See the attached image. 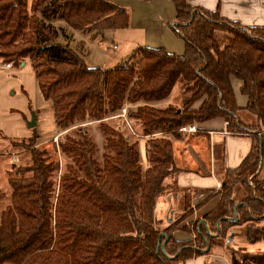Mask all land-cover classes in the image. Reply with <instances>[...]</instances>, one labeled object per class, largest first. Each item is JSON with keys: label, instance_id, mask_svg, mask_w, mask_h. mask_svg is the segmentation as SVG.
Instances as JSON below:
<instances>
[{"label": "trees", "instance_id": "1", "mask_svg": "<svg viewBox=\"0 0 264 264\" xmlns=\"http://www.w3.org/2000/svg\"><path fill=\"white\" fill-rule=\"evenodd\" d=\"M172 1L174 29L186 42L185 53L139 47L122 64L104 70L87 66L83 45L73 48L66 29H126V9L110 0H0V60L14 65L31 60L41 93L53 104L61 150L72 160L55 204L59 165L37 148L36 134L30 139L31 161L12 165L11 202L0 210V264H177L212 251L236 226L246 227L249 243H264V26L243 28L187 0ZM217 31L232 37L218 41ZM232 78L241 82L256 126L238 124ZM178 85L184 90L182 106L154 107ZM128 106H133L130 126L116 117ZM221 117L232 132L254 135L253 148L240 167L224 172L220 202L202 217L205 224L193 223L195 238L181 242L174 233L193 209L184 208L163 231L156 223L157 200L175 172L173 142L148 141L145 169L132 125L141 126L142 136L177 135L182 127ZM91 123L104 137L102 159ZM121 123L127 135L117 128ZM236 184L244 187L241 200L234 197ZM3 198L0 191V202ZM159 244L164 251L157 254ZM234 255L232 264H264V253Z\"/></svg>", "mask_w": 264, "mask_h": 264}, {"label": "rangeland", "instance_id": "2", "mask_svg": "<svg viewBox=\"0 0 264 264\" xmlns=\"http://www.w3.org/2000/svg\"><path fill=\"white\" fill-rule=\"evenodd\" d=\"M158 1L162 0H128L125 3L126 7L122 8L129 12L130 20L132 18L131 7L135 8L140 15L144 26L150 31L156 32L158 37L157 39L161 44L167 45V47H173L174 49L176 48V44H184L186 46L185 40L175 31L174 26H170L169 24L172 21V19H169L171 9L173 10V13L175 12L176 16V7L174 2L169 0V3L160 2V4H149L150 2ZM130 24L131 22L129 23L128 28L116 31L106 30L83 32L72 31L69 28L66 29L68 35L67 38H71V44L73 48H77L79 44L83 45L85 62L87 66L101 67L104 70H108L125 62L137 48L147 46V42L143 35L145 31L138 28H132L130 30ZM70 34L72 36H70ZM224 37H232V35L228 32H215V38L218 41ZM61 41H64L63 37H61ZM151 42L154 44V46H157L155 40ZM114 45H117L118 49L115 48ZM154 49H164L169 52L163 47ZM169 53L179 56L184 54H176L175 52ZM183 97V85H178L177 95L175 96L176 99L172 101L173 104L171 105L175 107L182 106L181 100ZM196 105H198V103ZM154 107L161 109L156 105ZM131 108H133V106H128L126 108L127 114L128 110ZM121 113L122 112H120L118 116L116 115V117L120 118ZM127 114L126 119L128 120ZM238 115L244 122H248L250 118L255 119L256 117L254 114L244 109H241ZM33 116L36 117L37 124L35 127L30 128L29 123L32 122ZM121 119L128 125V122L125 118L121 117ZM88 127L91 129L92 134L97 142L99 153L102 159L104 151V137L100 131L99 125L91 123ZM132 127L136 133H138L136 134L133 130H131L133 133L132 137L139 143L138 149L140 152V163L146 169L148 166H150L148 160L151 146L148 144V141L154 138H163L164 136H156L162 132L150 136H142L139 135V129H141V126L138 123L133 124ZM117 128L124 134H126V130H128L125 127L123 128L122 123ZM59 132L60 129L55 120L53 104L51 101H48L43 97L39 88L38 80L33 70L31 60L27 59L20 65L12 64L10 69L4 71L0 70V147L1 153L5 156L4 159L6 160V175L2 180H0V191L4 195V198L0 202V210L4 209L11 202L12 188L9 184L10 171L12 168L11 163L16 165H26L30 163L31 151L29 149L30 146L28 145H30L29 141L35 134L38 137L35 142L37 144V148L39 150H45L47 155L50 157V160L55 161L59 165L53 177L56 189L54 203H57L59 189L62 184V176L65 171V165L66 163H72V160L61 150L60 142L62 139V134H59ZM145 139L148 140L146 160L142 155L140 144L142 140ZM1 167L2 163H0V172ZM260 176L261 178L264 176V163ZM251 185L253 184L251 183ZM219 188H221V186ZM167 189L169 190V188ZM178 192L180 193V190H178ZM243 192L244 187L242 184H236L234 189V197L237 200H241L244 196ZM164 195H166V192ZM243 227L246 229L245 226ZM165 228L167 227H159V230L163 231ZM228 239L229 237L218 241L219 243L214 246L212 251H203L204 254L200 257L205 258V264H213L212 261H215L214 264H228L226 263L227 261L229 264H232L233 258L235 256L234 253H237V255L244 252L250 254L264 253V243L251 244L247 239L239 238L237 241H235V243H233L234 248L229 249L226 246L227 242L229 241ZM216 257L223 260L216 261Z\"/></svg>", "mask_w": 264, "mask_h": 264}, {"label": "crops", "instance_id": "3", "mask_svg": "<svg viewBox=\"0 0 264 264\" xmlns=\"http://www.w3.org/2000/svg\"><path fill=\"white\" fill-rule=\"evenodd\" d=\"M110 1L124 8L126 7L125 3L128 0ZM187 1L189 5L195 8L212 13L218 12L221 18L232 23H238L243 28L264 26V0ZM160 2L169 3V0L150 2L149 4H160ZM131 9L132 18L130 20V30L132 28H138L145 31L143 35L147 42L146 47H163L172 53H184L186 47L184 44H176L175 49L161 44L157 39L156 32L150 31L145 27L137 10L132 7ZM174 16L175 12L173 13V10L171 9L169 19H172V21L169 23L170 26H174L175 24L174 18L176 16ZM154 40L156 41L157 46H154L151 42ZM114 47L118 49L117 45H114ZM232 85L238 107L240 110H246L248 99L241 92V82L236 78H232ZM177 87L178 86H176L168 99L158 102L155 105L161 109H165L167 106L173 104L172 101L176 99L175 96L177 95ZM237 121L241 129H244L245 126H256L258 124L257 117H255V119L250 118L248 122H244L238 115ZM226 122L227 121L221 117L197 124L198 132L195 133L178 132L177 135L164 133V137L169 138L173 142V166L175 172L166 180L167 188H169V190H166V195L158 198L156 206V223L159 227H168L184 214V208L190 207L193 209V214L183 220L174 233V237L178 241L185 242L195 238L192 228L193 223L197 221V219H200L199 225L203 223L205 224L202 217L206 213L214 210L220 202V188L218 184H220V179L224 172L226 170L240 167L252 151L254 135L248 132L243 134L236 132L235 134H225ZM147 141L148 140L145 139L140 143L142 155L145 160ZM4 157L5 156L1 153L0 147V163H2L0 180L6 175V160ZM13 164L14 163H11V165ZM178 190H180V193ZM187 193H189V196L187 202H184V197ZM187 225L191 226L190 231L185 229V226ZM244 232L245 228L243 226L233 227L230 230L232 238L230 237L228 244H226L227 248H234L233 243L239 238L246 239ZM215 260L221 261L223 259L216 257ZM212 262L213 264L215 263V261ZM226 263L229 264L228 261ZM179 264H205V258L199 257Z\"/></svg>", "mask_w": 264, "mask_h": 264}, {"label": "built area", "instance_id": "4", "mask_svg": "<svg viewBox=\"0 0 264 264\" xmlns=\"http://www.w3.org/2000/svg\"><path fill=\"white\" fill-rule=\"evenodd\" d=\"M116 48V47H115ZM12 67V64L10 63H2L1 60H0V70L1 71H4V70H7V69H10ZM121 117L125 118L126 119V114H127V109L124 108L122 111H121ZM126 121L128 122V120L126 119ZM129 123V122H128ZM179 132H182V133H195V132H198V128L196 125H189V126H185V127H182ZM225 134H235V133H232L230 130H229V122H226L225 123ZM164 133H160L156 136H164L163 135ZM218 186L220 187L221 184H218Z\"/></svg>", "mask_w": 264, "mask_h": 264}, {"label": "water", "instance_id": "5", "mask_svg": "<svg viewBox=\"0 0 264 264\" xmlns=\"http://www.w3.org/2000/svg\"><path fill=\"white\" fill-rule=\"evenodd\" d=\"M36 117L35 116H33V119H32V122H30L29 123V127L30 128H33V127H35L36 126ZM260 146H261V151H263V148H264V142H263V140L262 139H260ZM229 239H230V237H231V233L229 234ZM228 239V240H229ZM167 241H168V239H167ZM166 241V242H167ZM229 242V241H228ZM228 242H227V244H228ZM160 250H162V251H164V245H160L159 244V246H158V250H157V254H159V252H160ZM177 257V255L175 256V257H173V259H175Z\"/></svg>", "mask_w": 264, "mask_h": 264}]
</instances>
